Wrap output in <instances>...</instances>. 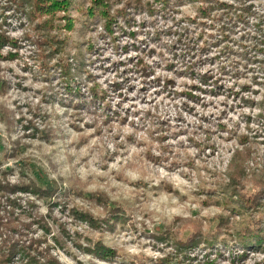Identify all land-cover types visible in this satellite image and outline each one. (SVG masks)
<instances>
[{
    "label": "clouds",
    "instance_id": "9594fccd",
    "mask_svg": "<svg viewBox=\"0 0 264 264\" xmlns=\"http://www.w3.org/2000/svg\"><path fill=\"white\" fill-rule=\"evenodd\" d=\"M49 3L0 0V264H264V0Z\"/></svg>",
    "mask_w": 264,
    "mask_h": 264
},
{
    "label": "trees",
    "instance_id": "16d2710c",
    "mask_svg": "<svg viewBox=\"0 0 264 264\" xmlns=\"http://www.w3.org/2000/svg\"><path fill=\"white\" fill-rule=\"evenodd\" d=\"M59 2H60V0H50V3L49 4H45L44 7H49L51 3H59ZM138 2H139V0H137V3ZM130 3H131V1H130ZM130 3H129V6H130ZM65 5H66V0H65ZM97 5H104V9L108 8V5L104 3V0H95L93 8L88 10V12L92 15V17H95V15H96V6ZM100 14L104 15V16H107L108 12L106 10H104ZM5 23H7L6 20H5ZM111 23H112V21H109V24L107 26V29H109V30L111 29ZM71 26H72V24H71V21H70V23L68 25L69 30H71ZM202 38L203 37H201V39ZM2 39H3V37L0 36V40H2ZM65 73L70 74L68 68L65 69ZM67 76H69V75H67ZM0 190H2V187H0ZM12 203H14V202H12ZM252 239L259 241V237L256 235V231L255 230H253V232H252Z\"/></svg>",
    "mask_w": 264,
    "mask_h": 264
},
{
    "label": "rangeland",
    "instance_id": "374dc122",
    "mask_svg": "<svg viewBox=\"0 0 264 264\" xmlns=\"http://www.w3.org/2000/svg\"><path fill=\"white\" fill-rule=\"evenodd\" d=\"M131 1V0H130ZM131 3H130V6L129 7H131ZM107 31L109 32V33H111L112 32V28L109 30V29H107ZM125 35H131V37H132V39H135V37H136V33H125ZM224 39L225 40H227V36H225L224 37ZM15 46V45H14ZM134 47H135V45H134ZM127 49H125V51H126ZM90 51H91V49H90ZM13 58H15V57H13ZM143 63V61H141V64ZM64 75L65 76H67V75H70V74H67V73H65V71H64ZM189 95V94H188ZM192 99H195V97H192Z\"/></svg>",
    "mask_w": 264,
    "mask_h": 264
}]
</instances>
